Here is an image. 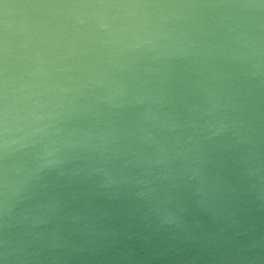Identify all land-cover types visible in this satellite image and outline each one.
Wrapping results in <instances>:
<instances>
[{"label":"water","instance_id":"1","mask_svg":"<svg viewBox=\"0 0 264 264\" xmlns=\"http://www.w3.org/2000/svg\"><path fill=\"white\" fill-rule=\"evenodd\" d=\"M0 264H264V0H0Z\"/></svg>","mask_w":264,"mask_h":264}]
</instances>
